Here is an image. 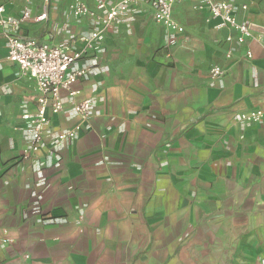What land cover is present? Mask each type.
<instances>
[{
	"label": "crops",
	"instance_id": "1",
	"mask_svg": "<svg viewBox=\"0 0 264 264\" xmlns=\"http://www.w3.org/2000/svg\"><path fill=\"white\" fill-rule=\"evenodd\" d=\"M70 1L0 3L13 16L28 5L21 34L60 45L91 30ZM234 5L239 23L264 29V0ZM43 8L47 18L34 21ZM171 16L182 34L144 2L117 32L103 31L99 68L78 85V98L94 102L89 125L54 143L78 124L62 93L46 147L24 160L20 118L37 92L7 60L0 30V264H264V120L234 122L264 111V33L239 46L198 0Z\"/></svg>",
	"mask_w": 264,
	"mask_h": 264
},
{
	"label": "built area",
	"instance_id": "2",
	"mask_svg": "<svg viewBox=\"0 0 264 264\" xmlns=\"http://www.w3.org/2000/svg\"><path fill=\"white\" fill-rule=\"evenodd\" d=\"M28 3L30 0H23ZM48 3L49 0H42ZM187 0H120L111 4L105 0H97L94 9H90L82 0H71L68 5L69 14L76 19H86L90 22L91 30L78 40L69 38L60 45L39 43L21 34V27L31 19L28 5L21 9L17 16L6 12L0 3V30L5 39L7 60L17 66L21 76L35 83L37 97L33 112L25 111L21 115L24 123L26 147L21 158L29 159L40 153L45 147V131L50 124V116L63 111L65 94L72 114L78 118V124L65 130L54 138L56 145L72 142L89 125L93 117L94 102L91 99H79L80 80L99 68L105 49L102 46L103 31L117 32L119 25L126 20L127 14L135 5L144 2L153 11V20L162 25L166 31L182 34L183 28L172 20V8L175 4ZM208 8L210 19L218 21L219 27H228L237 33L236 44L244 45L253 36L248 23H239L235 17L234 0H198ZM246 9V7H243ZM47 18V8L34 18L41 22ZM173 38V36H172ZM169 42H173L172 39ZM81 44L78 48L76 45ZM251 58V53H246ZM231 54H227L229 59ZM224 71L213 67L211 79H219ZM263 110H251L239 113L234 122L240 126H251L262 123ZM38 212V209H35Z\"/></svg>",
	"mask_w": 264,
	"mask_h": 264
},
{
	"label": "water",
	"instance_id": "3",
	"mask_svg": "<svg viewBox=\"0 0 264 264\" xmlns=\"http://www.w3.org/2000/svg\"><path fill=\"white\" fill-rule=\"evenodd\" d=\"M250 29L253 31V32H261V33H264V29L260 28V27H256L254 25H250Z\"/></svg>",
	"mask_w": 264,
	"mask_h": 264
}]
</instances>
